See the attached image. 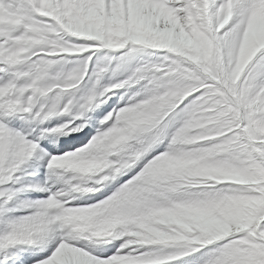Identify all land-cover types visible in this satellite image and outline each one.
I'll return each mask as SVG.
<instances>
[{"label": "snow or ice", "instance_id": "obj_1", "mask_svg": "<svg viewBox=\"0 0 264 264\" xmlns=\"http://www.w3.org/2000/svg\"><path fill=\"white\" fill-rule=\"evenodd\" d=\"M0 264H264V0H0Z\"/></svg>", "mask_w": 264, "mask_h": 264}, {"label": "bare ground", "instance_id": "obj_2", "mask_svg": "<svg viewBox=\"0 0 264 264\" xmlns=\"http://www.w3.org/2000/svg\"><path fill=\"white\" fill-rule=\"evenodd\" d=\"M62 139H66V137H62Z\"/></svg>", "mask_w": 264, "mask_h": 264}]
</instances>
